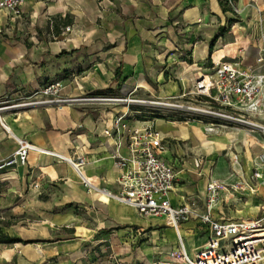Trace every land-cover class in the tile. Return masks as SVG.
<instances>
[{
  "label": "rangeland",
  "instance_id": "obj_1",
  "mask_svg": "<svg viewBox=\"0 0 264 264\" xmlns=\"http://www.w3.org/2000/svg\"><path fill=\"white\" fill-rule=\"evenodd\" d=\"M46 1L52 6L50 15H47L51 20L63 19L66 15L72 20V25L63 28L60 35L52 36L49 33L47 38L52 42L67 44V52L59 54L52 60L57 67L62 64L66 70L62 72L63 69L58 70L61 72L59 76L67 74L66 76H69L67 83L71 88L75 85L70 84L74 77L80 83L81 76L89 72L91 73L89 82L97 83V89L95 87L91 89L92 93H85L79 97L72 96V92H67L66 96L59 93V99L72 100L69 103H52V97L43 94L45 87L39 93H23L21 97H13V100L0 97L1 116L13 111H26L36 106H52L56 109L70 105L76 109L80 104H88L84 102L85 100L93 99L89 105L95 109L93 113L95 116L100 117L105 111L125 110L129 122H136L138 127L142 126L145 119H155L157 130L163 132L172 130L169 122L174 123L180 117L193 116L192 121L198 123L199 119L203 118L201 109L204 108L193 93L194 81L202 72L200 68L203 63L200 64L197 59L195 65L182 71L179 69L173 75L175 55L178 57L181 53L183 58L189 49L190 52L201 53L204 48L206 56L214 52L213 59L218 65L222 58L229 59L235 56L239 48H247L245 62L246 65H251L259 54L258 46L261 43L259 41V44L258 40L263 37L260 34L253 36L255 29L252 27L247 29L246 34L251 40L241 37L238 30L239 28L245 30L247 24L254 21L256 24L259 22L257 30L262 32L264 0H243V6L249 3L244 9L237 4L239 0H222L224 8L219 13L220 17L213 18V22L210 23H206L211 21L210 0H203L204 9L201 15H207V18H201L192 24H186L190 22V18L185 15L188 9H196V6L187 7L189 3L194 2L190 0ZM254 1L258 8L253 7ZM33 2L28 0L26 3L24 9L26 15L21 22V30L16 32L19 36L30 37L36 33L44 37L48 34L42 20L40 23L37 20L34 24L30 12ZM163 5L166 6L164 11ZM20 11L22 14V8ZM36 26H40L41 31ZM3 31L0 26V35L4 33ZM197 33L208 45H202ZM235 37L236 40L233 41ZM132 38H138L143 42L144 54L141 63L144 68V79L149 88L148 91L140 89L133 95L124 96L118 91L117 85L113 86L114 89H105L100 87L97 80L104 82L106 79L103 78L109 76V73L110 76L114 75L120 60L128 55L127 45ZM178 40L184 43L179 46ZM135 57L137 56L132 55L130 64H126L125 60L123 73H126L128 68H134ZM155 71L163 73L162 82L161 79L159 83L157 82L159 73ZM179 73L184 78L182 85L177 81ZM208 74L213 75V72L209 71ZM56 82L62 90V83ZM128 85L132 86V83L128 82ZM171 87H175V92H172ZM210 120L216 121L214 118ZM256 121L258 119L253 118V122L257 123ZM0 124L9 130L1 119ZM226 128L224 130L216 128L213 134L205 136L208 140L218 141L226 133H234L228 140L235 141L233 144L239 147V152L242 150L245 152L246 147L250 148L251 144L256 145V142L247 136L254 131L249 127L237 125ZM22 141L26 142L24 139ZM224 155L220 153L219 157L225 158ZM67 158L71 159L73 164ZM67 158L62 157L60 160L55 158L54 162H60L62 171L60 175L49 177L36 169H28L30 165L27 153L26 163L18 164L25 166L26 170L22 176L15 179L8 176L0 178V237L8 235L19 240L18 243L11 245L0 244V264H112L116 261L120 264H144V254L151 248H157L158 240L151 233L153 230L144 229L143 233H133V237L129 231L126 232L128 234L117 235L123 224L116 218L114 203L111 199L99 197L98 190L102 191L103 188L82 180V175L75 166L79 165L80 161L83 162L82 159ZM219 162L215 167L216 171L222 166ZM227 163L229 164L228 161ZM215 164L216 161L210 162L211 167L207 164V168H213ZM16 167L18 166L5 170ZM67 168L74 171L73 178L67 176ZM210 185L216 187L210 192L208 185L205 198L215 218L231 221L245 218L242 214L247 211L244 210L243 202H239L236 197L226 192L223 180L212 182ZM210 200L212 202L209 204ZM142 227L145 228V225ZM163 244L165 245L158 247L162 248L161 255L155 254L153 263L181 264L179 260H172L168 238H164ZM158 251L155 249L154 252L159 253Z\"/></svg>",
  "mask_w": 264,
  "mask_h": 264
},
{
  "label": "crops",
  "instance_id": "obj_2",
  "mask_svg": "<svg viewBox=\"0 0 264 264\" xmlns=\"http://www.w3.org/2000/svg\"><path fill=\"white\" fill-rule=\"evenodd\" d=\"M33 1L30 12L32 19H34V24L37 20L39 23L42 20L46 29L48 22L51 20L47 15H50L52 6L46 0L45 2ZM190 1L194 2L186 4L187 7L191 6L193 8V6H196V9H188L189 11L185 15L188 19L190 18V22L186 24H192L201 18L206 19L207 15H201V11L204 9L202 8L204 4L203 0ZM26 3L22 7V16L18 18H12L7 12L0 11V26L4 29V33L0 35V97L13 100V97H21L23 93H39L44 87L57 83L56 81L62 83L60 93L64 94V96L68 94L67 92H72V96L79 97L85 93H90L91 89H95V87L97 89V83L89 82L91 76L89 72L81 76L80 83L74 77L73 82L70 84L75 83V85L71 88L67 83L69 76L67 77V74L64 73L59 76V73L66 70L62 64L58 65L60 67H57V64L54 61L52 62V60L56 59L59 54L67 52V44L47 40L49 37L47 30L46 33L48 34L44 37L36 33L35 35L31 34L30 37L16 34V32L21 30V22H23L26 15V12H24ZM242 3L243 0H239L237 3L242 6V9L249 5L248 3L246 6H243ZM29 5L31 4L29 3ZM162 7L164 11V7L166 6L163 5ZM253 7L258 8L256 1L253 2ZM29 8L27 7V9ZM191 10L195 12H191ZM209 11L212 14L209 17L211 21L206 23L213 22V18L218 19L220 17L221 8L217 0H210ZM258 26H260L259 22L256 24L252 21L247 24L245 30L244 28H239L238 32L241 33V37L251 40L246 34L249 28L252 27L255 29L253 36H259L260 34L264 37L263 26L261 27L262 32L257 30ZM6 27H9V29H6ZM36 27L40 30V26ZM217 27L219 26L217 25ZM263 37L258 40V43L259 41L261 43H259V49L263 44ZM197 38H199L198 33ZM199 39L202 40V45H208L203 42L202 38ZM234 40H236V37ZM183 43L184 41L178 40L179 46ZM142 44V40L138 38H132L128 42V55L120 60L116 68L117 70L119 66H122V75L119 81H114L115 73L113 76L112 74L110 76L109 73L110 78L106 76V78H103L106 79L104 82L97 80L100 83V87L111 89L114 85H117L118 91L122 92L124 96L133 95L140 89L148 91L149 85L144 79V68L141 63L144 54ZM253 47L255 48V46ZM190 51V49L187 50L183 58H181V53L178 57L175 55L176 64L173 67V75L179 69L182 71L186 67H192L195 65L197 59L200 64L203 63V66L200 68L202 72L199 75L209 73L211 62L214 61V52L210 56H206L204 48L201 53ZM132 55L137 56L135 57V63H133L134 68H128L126 73H123L126 64L131 63ZM246 55L247 48H239L235 56L229 59L224 57L221 60L230 62L235 57H242L245 60ZM213 63L216 62L214 61ZM97 64L99 65L100 63L97 62ZM244 64L246 65L245 61ZM154 66L155 64L153 65V71ZM60 69L63 70L58 72ZM180 73L177 81L182 85L184 78H182L183 76ZM162 78L163 73H159L157 82L159 83L160 79L162 82ZM128 82H131L132 86H127ZM173 88L175 89V87ZM37 97L39 98V96ZM93 101V99L89 101L85 100L84 102H88V104H80L76 109L75 106L70 105L61 106L56 109L52 106H36L26 111H13L12 113L0 115L1 121L9 129H4L0 124V162L13 156L19 147L18 143L24 139L28 145L34 147V149L28 152L29 170L36 169L43 175L54 177L55 175H60L62 171L59 165L60 162H54L55 158L58 160L62 157H71L73 160L79 158L83 160L82 166L79 167L82 180L85 179L93 185L100 186L106 190H114L116 179L114 170L115 139L114 134L106 136L105 133L111 130L114 119L126 112H124L125 110H118L116 112L115 110L105 111L102 116L97 117L93 114L95 109L89 105V102ZM185 118L180 117L174 123L169 122L172 130L168 132L159 131L165 138L163 157L174 166L177 172L175 191L171 195L173 206L178 207L187 200L194 202L193 208L197 214H204L207 206L205 194L208 185L212 182L223 180L227 188L226 192L236 197L239 202H243L244 210L247 212L242 214L245 217L242 220L264 218V170L260 171L262 176L260 179L254 178V161L264 152V134L253 132L247 135L256 142V145L251 144L250 148L246 147L245 152L243 150L239 152V147L233 144L235 141L228 140L229 136H232L234 133H226L218 141L208 140L205 134L211 135L213 133H207L205 128L202 129L204 126L199 122L187 121ZM256 119H258L256 121L258 124L264 125V115ZM129 124L131 126L137 125L136 122H129ZM224 129L227 128H222V130ZM220 153L225 154V158L219 157ZM46 160L48 163H46ZM215 161V166L210 168V162L213 163ZM218 161H220L219 164L222 166L216 171L215 167ZM207 164L210 167L207 168ZM17 166L0 173V178L8 176L15 179L17 176H22L26 170L25 166ZM80 168L82 169L80 170ZM71 170L67 168L66 172L68 177L73 178L74 171ZM97 194L100 195L99 193ZM111 201L116 208L117 220L123 224L119 228L117 235L118 233L129 231L133 237V233H143L144 229L151 228L153 230L151 233L158 240V244H156L157 248H151L147 254H144V264H154L153 256L155 254L161 255L162 248L159 249L158 247L165 245L163 244L164 238L169 239V245L171 246V248H168L169 251L178 250L182 244L187 255L191 257L209 237L207 227L198 218H192L181 223L177 232L172 227L166 225L165 220L162 218H141L131 208L128 207L132 214L125 211L124 208L127 206L113 200ZM210 210L215 220L231 221L215 218L211 208ZM57 213L60 214L61 212H54V214ZM144 225L145 228L142 227ZM155 249L156 251L159 250V253H155ZM194 249L195 251L193 252ZM117 263L120 264L119 262Z\"/></svg>",
  "mask_w": 264,
  "mask_h": 264
},
{
  "label": "built area",
  "instance_id": "obj_3",
  "mask_svg": "<svg viewBox=\"0 0 264 264\" xmlns=\"http://www.w3.org/2000/svg\"><path fill=\"white\" fill-rule=\"evenodd\" d=\"M27 1L0 0V11L18 18ZM244 61L242 57H235L230 62L220 60L218 65L211 62L209 71L213 75L205 73L195 79L193 95L204 108L199 123L207 133L238 125L264 134V125L253 122V118L264 115V40L254 63L245 65ZM60 91L61 86L54 83L46 86L43 94L52 97V103L72 101L59 99ZM211 118L216 121L212 122ZM185 120L194 119L191 116ZM128 121L124 113L117 116L111 130L105 133L106 136L114 134L116 179L114 190H98L99 197L125 205L141 218H162L177 232L181 223L198 218L207 227L209 237L191 257L182 244L172 251V260H179L181 264H264V218L219 221L212 217L209 205L201 215L193 208L194 202L185 200L182 205L173 206L171 195L175 191L177 172L163 157L165 138L157 130L155 119H145L139 127L131 126ZM25 147L34 149L21 141L13 156L0 162V173L26 163L29 150ZM68 161L73 164L71 159ZM82 164L80 161L77 166ZM262 169L264 152L254 161L255 179L262 177ZM214 187L209 185V191L213 192Z\"/></svg>",
  "mask_w": 264,
  "mask_h": 264
},
{
  "label": "trees",
  "instance_id": "obj_4",
  "mask_svg": "<svg viewBox=\"0 0 264 264\" xmlns=\"http://www.w3.org/2000/svg\"><path fill=\"white\" fill-rule=\"evenodd\" d=\"M218 4L220 6L221 9L224 8L222 0H217ZM226 1V0H224ZM226 3V2H225ZM72 25V20L71 18L66 15L63 19L62 18H54V20H50V22H48L47 24V32L50 33L52 36H58L61 33V30L65 27H69ZM222 30H224L222 28ZM122 75V66H119L118 69L115 72V77H114V81L118 82L120 77ZM19 240H17L16 238H11L8 235H1L0 237V244H6V245H11L14 243H18Z\"/></svg>",
  "mask_w": 264,
  "mask_h": 264
},
{
  "label": "bare ground",
  "instance_id": "obj_5",
  "mask_svg": "<svg viewBox=\"0 0 264 264\" xmlns=\"http://www.w3.org/2000/svg\"><path fill=\"white\" fill-rule=\"evenodd\" d=\"M195 12V11H194ZM207 79H209L208 77L206 78V80ZM171 90H172V92H175V89L173 88V87H171ZM26 148V150H31L32 148H30V147H25ZM28 148V149H27ZM248 153V152H247ZM76 167H77V170H79V167L77 166V165H75ZM218 167V166H217ZM84 181H86L85 179H83ZM125 209V211L127 212V213H131V211L129 210V208L128 207H125L124 208ZM132 214V213H131ZM178 235V234H177ZM191 238V237H190ZM192 241V240H191ZM190 241V242H191ZM195 251V249L193 250V252Z\"/></svg>",
  "mask_w": 264,
  "mask_h": 264
}]
</instances>
